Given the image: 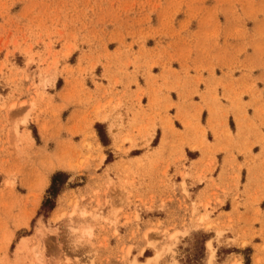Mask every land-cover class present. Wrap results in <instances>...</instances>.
Listing matches in <instances>:
<instances>
[{
    "label": "rangeland",
    "instance_id": "1",
    "mask_svg": "<svg viewBox=\"0 0 264 264\" xmlns=\"http://www.w3.org/2000/svg\"><path fill=\"white\" fill-rule=\"evenodd\" d=\"M229 67L264 70V0H0V264H242L223 262L236 238H208L215 224L189 200L182 160L184 143L208 147L192 102L203 72ZM152 71L196 74L193 94L177 83L176 106L155 93L147 104L139 76ZM123 76L137 89L115 90ZM56 170L67 182L37 215ZM177 191L183 228L169 207Z\"/></svg>",
    "mask_w": 264,
    "mask_h": 264
},
{
    "label": "crops",
    "instance_id": "2",
    "mask_svg": "<svg viewBox=\"0 0 264 264\" xmlns=\"http://www.w3.org/2000/svg\"><path fill=\"white\" fill-rule=\"evenodd\" d=\"M245 68L247 69H241L240 73H232L230 67L221 72L215 70L214 74L210 71L203 72L204 80L200 84L198 82L202 96H193L192 102H199L205 112L204 127L207 134H210V138L206 137L208 147L201 152L199 148L192 149L184 143L182 160L190 173L185 180L190 194L189 200L203 204L199 206V213H204L203 206L207 205L205 208L210 212L209 219L215 224L208 230L211 233L208 238L215 241V230L219 228L223 230L219 237V240L223 239V243L226 239L237 240V243H231L237 250H227L223 262L229 263L235 257L244 264L242 250L248 249L249 264H254V256L261 258L259 264H264V70ZM151 74L139 76L142 78V82L139 81L140 86L146 91V103L148 104L149 95L155 93L157 98L165 97L169 109L179 102L172 95L175 93L176 84H181L186 93L193 94L198 80L193 73V76H162L157 71H152ZM230 76L236 79L232 81ZM116 77L112 76L111 79ZM121 80V84L113 87L119 93L124 89L128 91V82L130 90L137 89L133 78L123 76ZM220 81L223 82L224 89L218 85ZM159 84L170 89L158 93ZM215 90L218 98L214 96ZM223 90L225 94H222ZM168 95L169 98H166ZM155 105H145V112H154ZM80 110V107L75 106L70 111V117H76ZM210 112L211 122L207 123ZM237 117L240 126L237 125ZM230 119L233 121L232 127ZM160 144L159 141L152 147L153 150ZM153 150L147 151L152 153L150 156L157 157ZM194 151H198L195 157L187 155V152ZM145 154L144 151L139 156ZM198 173H203V179L196 178ZM173 198L169 207L176 214L174 220L178 223L177 228H183L180 219L185 215L179 202L182 197L177 191ZM243 240L246 243L241 245Z\"/></svg>",
    "mask_w": 264,
    "mask_h": 264
},
{
    "label": "trees",
    "instance_id": "3",
    "mask_svg": "<svg viewBox=\"0 0 264 264\" xmlns=\"http://www.w3.org/2000/svg\"><path fill=\"white\" fill-rule=\"evenodd\" d=\"M59 80L57 81V84ZM98 137L103 145L109 143V139L105 130V126L102 123L96 122L94 125ZM33 135L37 137L36 132L33 130ZM157 136L154 138L153 143L156 142ZM111 158V154L108 153L105 159V162H108ZM69 175L63 170H56L51 174L50 183L45 191V196L41 201L40 207L37 211V215L41 213L43 216L47 214L55 207V201L57 196L61 193L64 188L65 183L67 182ZM245 264H249V257H245Z\"/></svg>",
    "mask_w": 264,
    "mask_h": 264
},
{
    "label": "bare ground",
    "instance_id": "4",
    "mask_svg": "<svg viewBox=\"0 0 264 264\" xmlns=\"http://www.w3.org/2000/svg\"><path fill=\"white\" fill-rule=\"evenodd\" d=\"M83 213V212H82ZM171 238H172V236H171ZM23 240V239H22ZM22 240H21V242H22ZM208 246V245H207ZM211 249V248H210ZM212 252H213V250L211 249V255H212ZM211 257V256H210ZM152 259H154V258H152V257H149V258H147L146 260H147V262L148 261H150V260H152ZM211 259V258H210Z\"/></svg>",
    "mask_w": 264,
    "mask_h": 264
}]
</instances>
